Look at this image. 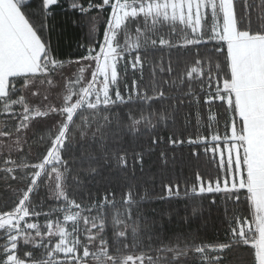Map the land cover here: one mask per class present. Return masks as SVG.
Wrapping results in <instances>:
<instances>
[{"label": "snow or ice", "instance_id": "6c2138e0", "mask_svg": "<svg viewBox=\"0 0 264 264\" xmlns=\"http://www.w3.org/2000/svg\"><path fill=\"white\" fill-rule=\"evenodd\" d=\"M59 4L0 0V264H264V0H73L67 60ZM205 199L225 242L142 210L190 201L191 223Z\"/></svg>", "mask_w": 264, "mask_h": 264}, {"label": "trees", "instance_id": "16d2710c", "mask_svg": "<svg viewBox=\"0 0 264 264\" xmlns=\"http://www.w3.org/2000/svg\"><path fill=\"white\" fill-rule=\"evenodd\" d=\"M73 2V0H60L59 6L55 10V16L51 19L50 23L52 25V31L50 33V39L53 45L56 47L58 52L62 53L63 59H74L75 54L78 50V36L77 33L79 29L75 27L71 23L72 20L78 18V14H74L70 9L69 5ZM77 2H82V0H77ZM94 2H98V0H94ZM92 15H97L94 11ZM104 14L100 13V20L98 21V25L102 30L104 24ZM164 31H167L165 29ZM212 45L209 44L208 48H211ZM201 51H205L201 49ZM157 59L162 55L160 52H156L153 54ZM166 55V54H165ZM186 59H191V56L185 57ZM173 59H175V54H173ZM182 66V65H181ZM147 71V70H146ZM132 78V74L129 73L128 82ZM121 90L123 91V85H121ZM215 108V106H213ZM188 111V109H185ZM223 113V109L219 110ZM195 119L192 120V124L195 125ZM221 123H223V116H221ZM194 131L193 128L189 129V134H192ZM201 134H207L203 125L200 128ZM37 136L46 135L41 128L36 129ZM36 139V136L32 138ZM32 142L31 140L29 141ZM185 157L187 156L188 149L185 147L183 149ZM171 155V153H170ZM179 156V153H177ZM35 162V161H31ZM152 162H149L147 166H151ZM186 159L184 161L177 159L175 165V171L181 172L182 176H187L189 178V187L192 183V172L190 168L185 167ZM200 167L198 170L200 171H214L215 163L211 161L210 157H202L200 162ZM155 171V168H153ZM158 187V184H157ZM43 195V192H41ZM183 195V193H182ZM120 198V193L117 192V200ZM211 199V197H208ZM191 203L190 201L184 200H173V201H160L153 200L152 202L146 203L143 205L142 210L145 211L150 217L154 218L158 227L162 226L161 230L163 233L167 235H171L172 233H198L196 236V243H205V244H214L218 242H225V229L227 227L225 223V216L221 209L217 207H212L211 210L209 208L208 200L205 199L203 202V214L199 218H193L191 223H187L184 221V217H188L191 215V209L187 208L186 205ZM120 211H123V208L118 206ZM47 211V208L44 209ZM155 210V211H153ZM113 210H110V212ZM41 222H43V217H41ZM29 249H25L27 251ZM234 255L246 256L247 253L243 250H238L234 253ZM198 258L189 257L187 264H197Z\"/></svg>", "mask_w": 264, "mask_h": 264}, {"label": "rangeland", "instance_id": "374dc122", "mask_svg": "<svg viewBox=\"0 0 264 264\" xmlns=\"http://www.w3.org/2000/svg\"><path fill=\"white\" fill-rule=\"evenodd\" d=\"M39 127L41 128V130H42L44 133H47V128H46L43 124L37 126V128H39Z\"/></svg>", "mask_w": 264, "mask_h": 264}]
</instances>
